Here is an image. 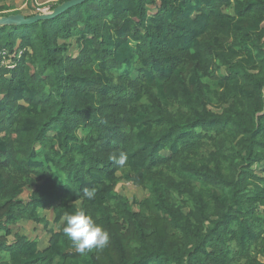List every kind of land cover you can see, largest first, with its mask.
<instances>
[{
	"label": "trees",
	"instance_id": "16d2710c",
	"mask_svg": "<svg viewBox=\"0 0 264 264\" xmlns=\"http://www.w3.org/2000/svg\"><path fill=\"white\" fill-rule=\"evenodd\" d=\"M5 49L22 54L0 66V264H264V0H84L0 25ZM80 209L103 250L63 234Z\"/></svg>",
	"mask_w": 264,
	"mask_h": 264
},
{
	"label": "rangeland",
	"instance_id": "374dc122",
	"mask_svg": "<svg viewBox=\"0 0 264 264\" xmlns=\"http://www.w3.org/2000/svg\"><path fill=\"white\" fill-rule=\"evenodd\" d=\"M57 1L55 0H0V5L6 4L11 9H7L0 12L1 16H7L12 13V10H18L20 14L25 16L32 15V12H37L44 4H52ZM156 6H149V14H154L156 11ZM68 42L71 43L72 48L69 50V54L75 53V42L74 39L69 40ZM118 175L120 176L121 173L119 172ZM117 191L121 194L126 195L127 197H136V198H143L146 195L147 191L143 188L133 185L131 182H127L123 179H120L117 187ZM31 187H26L21 194L22 198H27L29 193L31 192ZM42 214L48 219L49 221V228L56 230L58 225L53 222L52 210L51 209H44L42 210ZM15 231L19 233H23L30 238H35L38 240L39 248L44 247L47 244L49 234L47 230L43 227V224H38L33 221H20L18 224L12 226ZM9 241H12V236L8 237Z\"/></svg>",
	"mask_w": 264,
	"mask_h": 264
},
{
	"label": "clouds",
	"instance_id": "9594fccd",
	"mask_svg": "<svg viewBox=\"0 0 264 264\" xmlns=\"http://www.w3.org/2000/svg\"><path fill=\"white\" fill-rule=\"evenodd\" d=\"M109 159L119 166L127 163V153L121 151L119 155L113 153ZM83 196L87 200H93L96 189H83ZM63 234L71 241L77 254H85L92 250H103L109 243V233L83 209L72 213H64L62 217Z\"/></svg>",
	"mask_w": 264,
	"mask_h": 264
},
{
	"label": "water",
	"instance_id": "95a60500",
	"mask_svg": "<svg viewBox=\"0 0 264 264\" xmlns=\"http://www.w3.org/2000/svg\"><path fill=\"white\" fill-rule=\"evenodd\" d=\"M84 0H64L56 5L51 11L36 12L32 15L25 16L20 13L10 14L0 17V25H24L30 24L39 20L51 19L66 9L83 2Z\"/></svg>",
	"mask_w": 264,
	"mask_h": 264
},
{
	"label": "built area",
	"instance_id": "2783aa9c",
	"mask_svg": "<svg viewBox=\"0 0 264 264\" xmlns=\"http://www.w3.org/2000/svg\"><path fill=\"white\" fill-rule=\"evenodd\" d=\"M37 1V0H34ZM58 1V0H55ZM22 54V50H18V51H8V50H2L0 52V66H4L7 68H13L18 59L20 58Z\"/></svg>",
	"mask_w": 264,
	"mask_h": 264
},
{
	"label": "crops",
	"instance_id": "0c3cea01",
	"mask_svg": "<svg viewBox=\"0 0 264 264\" xmlns=\"http://www.w3.org/2000/svg\"><path fill=\"white\" fill-rule=\"evenodd\" d=\"M32 13H34V12H32ZM47 242H48V241H47ZM46 245H47V244H46ZM46 245H45V246H46ZM45 246H44V247H45ZM42 248H43V247H42ZM42 248H40V249H42Z\"/></svg>",
	"mask_w": 264,
	"mask_h": 264
}]
</instances>
